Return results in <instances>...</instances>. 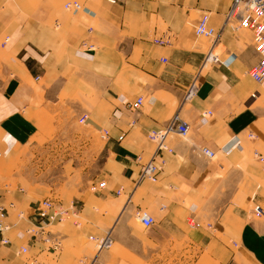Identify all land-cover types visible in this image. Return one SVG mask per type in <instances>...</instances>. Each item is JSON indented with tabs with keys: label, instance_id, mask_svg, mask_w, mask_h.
I'll list each match as a JSON object with an SVG mask.
<instances>
[{
	"label": "crops",
	"instance_id": "1",
	"mask_svg": "<svg viewBox=\"0 0 264 264\" xmlns=\"http://www.w3.org/2000/svg\"><path fill=\"white\" fill-rule=\"evenodd\" d=\"M232 1L0 0V206L10 227L0 264H84L89 238L109 234L98 264H264V86L251 76L254 35L225 23ZM70 2L86 12H66ZM204 16L231 63L205 69L186 103L213 48L195 34ZM175 118L188 136L157 149L151 133ZM93 129L110 135L96 155L83 133ZM148 162L162 166L156 182L140 179ZM46 200L65 221L39 216ZM35 227L46 231L30 238Z\"/></svg>",
	"mask_w": 264,
	"mask_h": 264
},
{
	"label": "built area",
	"instance_id": "2",
	"mask_svg": "<svg viewBox=\"0 0 264 264\" xmlns=\"http://www.w3.org/2000/svg\"><path fill=\"white\" fill-rule=\"evenodd\" d=\"M111 4H116L117 0H107ZM64 9L71 13L86 12L85 9L78 2L67 3ZM226 25H235L237 30H243L251 32L255 38V48L259 55L258 64L252 69L251 76L257 84L264 86V0H233L231 7L226 15L225 20ZM195 34L199 38H206L213 42V48H211L208 53L205 55L204 62L200 72L197 74V77L190 85L188 91L185 94L184 101L190 102L197 95L199 82L198 78L202 76L203 71L208 67L215 65H224L229 66L231 62L222 61L220 57L214 50V46L217 43L219 34L210 26L209 17L204 16L197 24L195 28ZM155 43L157 45H164L166 41L162 39H156ZM83 48L85 52H92L95 50L94 45L83 43ZM166 62V60H164ZM257 93L253 94V97H256ZM144 103L142 98L138 99L133 103L132 108L134 110H139ZM209 113L208 115H210ZM88 117L83 116L80 118L79 122L82 125H85ZM189 133V127L187 124L181 123L179 118H175L171 123H169L162 131L152 132L150 139L157 145V149L164 150L166 149L165 140L168 136L178 134L182 137H186ZM100 138L102 141L107 142L110 140L109 132L106 130L99 131ZM250 139H254L253 135L249 136ZM203 154L213 158L215 153L209 149H203ZM162 169V166L156 165L153 162H148L141 167L140 179L150 180L152 182L157 181V173ZM107 186L106 182H101L97 185L91 187L93 193L100 192L104 190ZM121 192L117 194L120 195ZM39 211V216L42 219H45L49 225L55 223L56 219L59 217V221L63 222L66 220L68 215L65 211H53L54 205L50 200H46L42 204ZM9 216V213L4 206H0V245L8 246L10 244L9 239L3 237V234L9 232L10 227L6 224V220ZM20 216H24L20 214ZM137 219L140 220L141 224L145 228H150L155 224V219L148 215L146 212L139 210L136 213ZM195 224H192V227H195ZM46 231L45 228L35 227L27 231L26 235L30 238H37L40 234H43ZM43 241L47 244V247L55 253H59L62 250V242L59 239L54 238H44ZM89 241L94 245L95 256L89 258H83L84 264H98L99 253L105 250H110L113 247V241L108 235L104 238L90 237ZM22 255L29 254V247L25 246L21 249ZM35 264V263H34Z\"/></svg>",
	"mask_w": 264,
	"mask_h": 264
},
{
	"label": "rangeland",
	"instance_id": "3",
	"mask_svg": "<svg viewBox=\"0 0 264 264\" xmlns=\"http://www.w3.org/2000/svg\"><path fill=\"white\" fill-rule=\"evenodd\" d=\"M203 40H206L208 43H209V46L211 44L210 40L209 39H206V38H201ZM4 41V40H3ZM9 44V43H8ZM6 45H3V47H5ZM2 47V46H1ZM211 67H208L207 69L209 70ZM78 126L83 129V125H80L78 124ZM84 134H86L87 138H89L91 140V146L95 149V152L93 153V155H96L98 152L96 150V148H99L102 143H104V141L101 140L100 138V134L98 131H95L94 129L92 130V132H83ZM89 141V140H88ZM65 154V153H64ZM64 154H61L64 155ZM60 160H63V158H61ZM89 241V240H88ZM3 247V246H2ZM89 252L91 253V255H89L90 257H92L95 253V249H94V245L93 244H90V249H89ZM177 259V255L176 257L173 259V260H176ZM182 261H184V257L181 258ZM179 261V259H177V262ZM169 264H172V260H170Z\"/></svg>",
	"mask_w": 264,
	"mask_h": 264
},
{
	"label": "bare ground",
	"instance_id": "4",
	"mask_svg": "<svg viewBox=\"0 0 264 264\" xmlns=\"http://www.w3.org/2000/svg\"><path fill=\"white\" fill-rule=\"evenodd\" d=\"M70 3H71V2H70ZM66 4H67V3H66ZM66 4H65V5H66ZM79 4H80V3H79ZM65 5H64V7H65ZM80 5H81V4H80ZM81 6H82V5H81ZM82 7H83V6H82ZM83 9H84V8H83ZM64 10H65V9H64ZM65 11H66V10H65ZM66 12H68V11H66ZM68 13H71V12H68ZM79 13H81V12H79ZM79 13H74V12H73V14H79ZM7 41H9V40H7ZM192 100H193V99H192ZM192 100H191V101H192ZM191 101H190V102H191ZM186 103H188V102H186ZM208 114H209V113H208ZM180 122H181V123H184V122L181 121V120H180ZM184 124H186V123H184ZM188 127H189V126H188ZM189 130H190V129H189ZM188 134H189V133H188ZM175 135H178V134H175ZM171 136H172V135H171ZM187 136H188V135H187ZM187 136H186V137H187ZM168 137H169V136H168ZM168 137L166 138L165 143H166ZM181 137H182V136H181ZM202 150H203V149H202ZM204 155H205V154H204ZM207 157H208V156H207ZM209 158H210V157H209ZM213 158H214V157H213ZM109 236L111 237V239H112V241H113L112 236H111L110 234H109Z\"/></svg>",
	"mask_w": 264,
	"mask_h": 264
}]
</instances>
